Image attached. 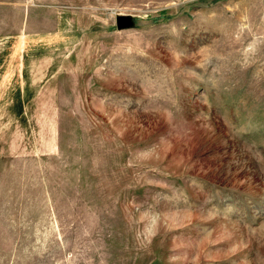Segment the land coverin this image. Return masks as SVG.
Segmentation results:
<instances>
[{
    "label": "rangeland",
    "instance_id": "374dc122",
    "mask_svg": "<svg viewBox=\"0 0 264 264\" xmlns=\"http://www.w3.org/2000/svg\"><path fill=\"white\" fill-rule=\"evenodd\" d=\"M0 264H264V0H0Z\"/></svg>",
    "mask_w": 264,
    "mask_h": 264
},
{
    "label": "water",
    "instance_id": "95a60500",
    "mask_svg": "<svg viewBox=\"0 0 264 264\" xmlns=\"http://www.w3.org/2000/svg\"><path fill=\"white\" fill-rule=\"evenodd\" d=\"M117 27L119 29L129 28L133 25L134 20L133 17L129 14H120L116 18Z\"/></svg>",
    "mask_w": 264,
    "mask_h": 264
}]
</instances>
